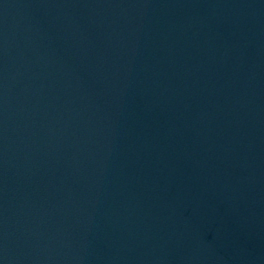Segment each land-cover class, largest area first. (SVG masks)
I'll list each match as a JSON object with an SVG mask.
<instances>
[{
	"label": "water",
	"instance_id": "1",
	"mask_svg": "<svg viewBox=\"0 0 264 264\" xmlns=\"http://www.w3.org/2000/svg\"><path fill=\"white\" fill-rule=\"evenodd\" d=\"M0 264H264V0H0Z\"/></svg>",
	"mask_w": 264,
	"mask_h": 264
}]
</instances>
